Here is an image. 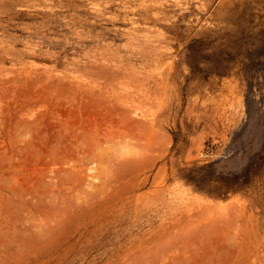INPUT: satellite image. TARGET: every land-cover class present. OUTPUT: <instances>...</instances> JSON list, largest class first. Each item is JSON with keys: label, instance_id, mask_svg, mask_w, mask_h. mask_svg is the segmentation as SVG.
<instances>
[{"label": "rangeland", "instance_id": "374dc122", "mask_svg": "<svg viewBox=\"0 0 264 264\" xmlns=\"http://www.w3.org/2000/svg\"><path fill=\"white\" fill-rule=\"evenodd\" d=\"M0 264H264V0H0Z\"/></svg>", "mask_w": 264, "mask_h": 264}]
</instances>
